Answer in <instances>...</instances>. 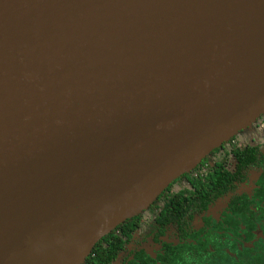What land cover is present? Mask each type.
Segmentation results:
<instances>
[{"label": "water", "instance_id": "water-1", "mask_svg": "<svg viewBox=\"0 0 264 264\" xmlns=\"http://www.w3.org/2000/svg\"><path fill=\"white\" fill-rule=\"evenodd\" d=\"M263 115L264 0H0V264H83Z\"/></svg>", "mask_w": 264, "mask_h": 264}, {"label": "flooded vegetation", "instance_id": "flooded-vegetation-1", "mask_svg": "<svg viewBox=\"0 0 264 264\" xmlns=\"http://www.w3.org/2000/svg\"><path fill=\"white\" fill-rule=\"evenodd\" d=\"M249 128L176 179L129 237L119 231L110 262L88 264H264V115Z\"/></svg>", "mask_w": 264, "mask_h": 264}, {"label": "trees", "instance_id": "trees-1", "mask_svg": "<svg viewBox=\"0 0 264 264\" xmlns=\"http://www.w3.org/2000/svg\"><path fill=\"white\" fill-rule=\"evenodd\" d=\"M186 174V173H185ZM184 175V174H183ZM162 195V194H161ZM160 195V196H161ZM159 196V197H160ZM158 197V198H159ZM157 198V199H158ZM156 199V200H157ZM155 200V201H156ZM154 201V202H155ZM153 202V203H154ZM152 203V204H153ZM151 206V205H150ZM149 206V207H150ZM148 207V208H149ZM147 208V209H148ZM145 209V210H147ZM144 210V211H145ZM144 211H142L141 213L133 216L130 219H127L126 221H124L122 224H120L118 227H116V229H114L112 232H110L109 234L103 236L98 242L97 244L94 246L92 252L90 253V255L85 259V262L83 264H88L91 261H94L96 263H108L111 261L112 257L115 256V254L121 249L122 247V241L121 238L123 236H130V233L133 231L134 228H130L128 226V223L134 219H136L137 217H139ZM121 234L123 235H119L118 232L121 231ZM95 255V258H93V256Z\"/></svg>", "mask_w": 264, "mask_h": 264}, {"label": "rangeland", "instance_id": "rangeland-1", "mask_svg": "<svg viewBox=\"0 0 264 264\" xmlns=\"http://www.w3.org/2000/svg\"><path fill=\"white\" fill-rule=\"evenodd\" d=\"M248 131H249L251 136L257 134L252 128H249V129L245 128L241 132H239L236 135H234V137H236L237 139L240 138L242 140V136H243L244 138H246L245 140H248V137H250Z\"/></svg>", "mask_w": 264, "mask_h": 264}]
</instances>
